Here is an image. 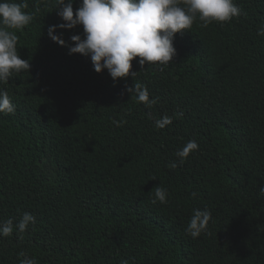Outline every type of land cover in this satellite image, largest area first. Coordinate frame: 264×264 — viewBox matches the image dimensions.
Here are the masks:
<instances>
[{
    "label": "trees",
    "instance_id": "16d2710c",
    "mask_svg": "<svg viewBox=\"0 0 264 264\" xmlns=\"http://www.w3.org/2000/svg\"><path fill=\"white\" fill-rule=\"evenodd\" d=\"M27 2L34 19L15 31L31 68L0 84L16 106L0 113V222L36 223L0 236V264L21 252L38 264H264V0H235L245 14L229 22L195 21L170 63L137 57L136 77L117 82L69 54L82 25L56 29L65 46L48 36L63 22L55 0ZM135 82L157 103L137 102ZM165 115L172 124L156 128ZM191 140L198 149L170 168ZM156 187L166 203H152ZM193 209L212 216L195 239Z\"/></svg>",
    "mask_w": 264,
    "mask_h": 264
},
{
    "label": "clouds",
    "instance_id": "9594fccd",
    "mask_svg": "<svg viewBox=\"0 0 264 264\" xmlns=\"http://www.w3.org/2000/svg\"><path fill=\"white\" fill-rule=\"evenodd\" d=\"M75 0H55L57 15L62 19L58 25L48 27V36L61 46L68 45L56 29H73L83 26V33L72 35V45H68L69 54L80 53L90 57L96 72L107 69L114 82L129 74L136 77L137 72L131 71L133 60L139 57L138 63H158L166 65L176 55L174 46L178 32L191 30L195 21L203 22V26L215 22H229L239 18L243 10L235 0H81L80 6L74 11ZM27 0H0V84L7 83L14 74L30 70L29 60L22 59L18 52V35L15 30L23 31L34 15L27 11ZM259 36H264V28L258 29ZM127 92L135 93L137 102L148 107L157 103V98L150 99L146 86L136 83L127 87ZM15 104L8 92L0 89V113L12 114ZM180 117L182 113H176ZM173 117L168 115L155 121V127L163 129L172 124ZM119 126L122 122L117 121ZM198 143L191 140L179 149L175 155L177 161L168 165L176 168L182 165ZM155 179V177H153ZM264 193V187L260 189ZM195 197L196 193H192ZM166 188L156 187L152 203L167 202ZM211 212L207 209H193L186 231L193 238L206 232L211 220ZM36 218L24 212L22 218L14 224L13 219L0 222V236L8 237L16 230L24 233L29 225H35ZM23 259L20 264H38L34 257L19 253ZM121 264H129L121 260Z\"/></svg>",
    "mask_w": 264,
    "mask_h": 264
}]
</instances>
